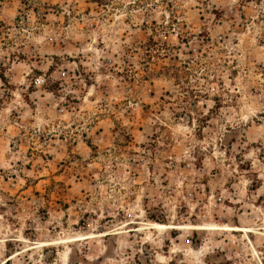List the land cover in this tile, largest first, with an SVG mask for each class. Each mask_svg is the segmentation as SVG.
I'll list each match as a JSON object with an SVG mask.
<instances>
[{
  "label": "rangeland",
  "instance_id": "obj_1",
  "mask_svg": "<svg viewBox=\"0 0 264 264\" xmlns=\"http://www.w3.org/2000/svg\"><path fill=\"white\" fill-rule=\"evenodd\" d=\"M0 264H264V0H0Z\"/></svg>",
  "mask_w": 264,
  "mask_h": 264
},
{
  "label": "bare ground",
  "instance_id": "obj_2",
  "mask_svg": "<svg viewBox=\"0 0 264 264\" xmlns=\"http://www.w3.org/2000/svg\"><path fill=\"white\" fill-rule=\"evenodd\" d=\"M166 225L167 224H164V223H161V222H153L151 225H149V228H157V229H163V228H166ZM203 227H206V228H212V229H216V228H220V229H231V230H237L238 228L240 227H237V226H218V225H214V226H210V227H207V226H203Z\"/></svg>",
  "mask_w": 264,
  "mask_h": 264
},
{
  "label": "built area",
  "instance_id": "obj_3",
  "mask_svg": "<svg viewBox=\"0 0 264 264\" xmlns=\"http://www.w3.org/2000/svg\"><path fill=\"white\" fill-rule=\"evenodd\" d=\"M62 74H63V76H64V75L66 74V71H63ZM33 82H34V84L38 85V84L44 82V79L41 78V77H36V78L33 80Z\"/></svg>",
  "mask_w": 264,
  "mask_h": 264
}]
</instances>
